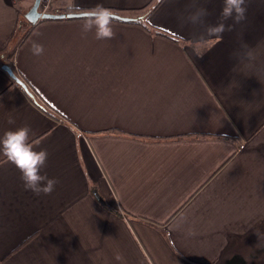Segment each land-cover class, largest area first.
Masks as SVG:
<instances>
[{
	"label": "crops",
	"instance_id": "obj_1",
	"mask_svg": "<svg viewBox=\"0 0 264 264\" xmlns=\"http://www.w3.org/2000/svg\"><path fill=\"white\" fill-rule=\"evenodd\" d=\"M33 2L0 0V136L28 126L59 182L26 191L0 152V264H264V0L215 37L223 0H55L177 38L113 20L111 40L77 18L25 36Z\"/></svg>",
	"mask_w": 264,
	"mask_h": 264
},
{
	"label": "clouds",
	"instance_id": "obj_2",
	"mask_svg": "<svg viewBox=\"0 0 264 264\" xmlns=\"http://www.w3.org/2000/svg\"><path fill=\"white\" fill-rule=\"evenodd\" d=\"M161 4L165 0H159ZM246 0H223V6L216 24H207L205 34L208 36H221L225 31H232L236 24L246 19ZM68 15L73 16L83 23L81 24L82 34L89 32L95 33L97 40H111L115 38L113 30V12L105 8L102 4H96L91 8H83L79 5L70 6ZM209 15L207 9L200 8L194 13L188 22L192 24H205V19ZM231 20L232 24H226ZM247 49V46H243ZM33 55L43 54L44 48L38 42L33 41L31 45ZM239 55V54H238ZM244 57L253 59V52L249 49L244 52ZM12 123V121H9ZM31 129L28 126H22L15 130L6 131L0 136V152L13 164L21 173L20 179L23 182L24 189L33 194L50 195L58 184L55 178H49L42 170L46 166L48 153L45 150H34L30 141ZM121 260L120 255L116 256Z\"/></svg>",
	"mask_w": 264,
	"mask_h": 264
},
{
	"label": "water",
	"instance_id": "obj_3",
	"mask_svg": "<svg viewBox=\"0 0 264 264\" xmlns=\"http://www.w3.org/2000/svg\"><path fill=\"white\" fill-rule=\"evenodd\" d=\"M40 3L41 0H34L32 6L30 9L26 12L25 16L31 23H36L38 20L46 18V19H63V18H75L73 16L68 15V12H51V11H41L40 10ZM114 17L121 18L123 20H129L130 17L123 16L119 13L113 12ZM3 68H5L10 75L13 77L14 80H16L18 83H20L25 89H29L27 83L16 74L13 67L9 64H3ZM97 197L102 200L101 196L97 194L95 191Z\"/></svg>",
	"mask_w": 264,
	"mask_h": 264
},
{
	"label": "trees",
	"instance_id": "obj_4",
	"mask_svg": "<svg viewBox=\"0 0 264 264\" xmlns=\"http://www.w3.org/2000/svg\"><path fill=\"white\" fill-rule=\"evenodd\" d=\"M151 4H152V3H151ZM151 4H147V5H145V6L142 7V8H143V9H146V8L149 9V7H150ZM63 19H73V18H63ZM113 19H114V20H118V21H131V22H137V23L143 25L144 27H146V28L149 29V30H154L155 32H158V33H160V34L167 35V36H169V37H171V38H175L174 36H171V35L166 34V33H165L164 31H162V30H159V29H152V28H150V26H148L146 22L142 21V19L123 20V19H121V18H117V17H114ZM40 20H41V21H45V20H50V19L43 18V19H40ZM34 25H35V24H33V25L27 30L25 36L27 35V33H30V31L32 30V28L34 27ZM175 39H177V38H175ZM28 87H29V89H25V91L27 92V94L29 95V97H30V98H31L36 104H38V106H40V107L42 108V110H43L44 112H46V113L49 114L50 116L56 118L57 120H60V121H65V120H66L64 115L61 114V116H60L59 112L57 113L56 111L51 110L50 108H48V107L45 106L44 104H41V102L37 99L38 96H37V92H36V90H34V88H33V87H30L29 85H28Z\"/></svg>",
	"mask_w": 264,
	"mask_h": 264
},
{
	"label": "built area",
	"instance_id": "obj_5",
	"mask_svg": "<svg viewBox=\"0 0 264 264\" xmlns=\"http://www.w3.org/2000/svg\"><path fill=\"white\" fill-rule=\"evenodd\" d=\"M54 3H55V0H41L40 10L44 12L51 11Z\"/></svg>",
	"mask_w": 264,
	"mask_h": 264
},
{
	"label": "rangeland",
	"instance_id": "obj_6",
	"mask_svg": "<svg viewBox=\"0 0 264 264\" xmlns=\"http://www.w3.org/2000/svg\"><path fill=\"white\" fill-rule=\"evenodd\" d=\"M54 7V5L52 6V8Z\"/></svg>",
	"mask_w": 264,
	"mask_h": 264
}]
</instances>
